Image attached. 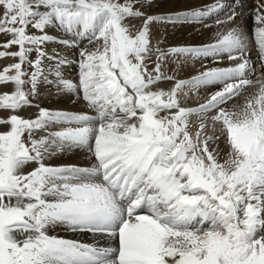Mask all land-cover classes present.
I'll use <instances>...</instances> for the list:
<instances>
[{
  "label": "snow or ice",
  "instance_id": "obj_1",
  "mask_svg": "<svg viewBox=\"0 0 264 264\" xmlns=\"http://www.w3.org/2000/svg\"><path fill=\"white\" fill-rule=\"evenodd\" d=\"M155 3L0 0V46L17 47L0 51L17 60L0 71L14 86L0 94V264H264V82L246 95L253 49L264 71V3L250 32L232 11L198 45H165L168 30L232 5L144 11ZM77 38L94 45L78 59L47 49ZM42 88L83 107H43ZM192 95L203 102L189 106ZM76 150L90 166L58 162Z\"/></svg>",
  "mask_w": 264,
  "mask_h": 264
},
{
  "label": "bare ground",
  "instance_id": "obj_2",
  "mask_svg": "<svg viewBox=\"0 0 264 264\" xmlns=\"http://www.w3.org/2000/svg\"><path fill=\"white\" fill-rule=\"evenodd\" d=\"M243 4V8H241L239 5ZM258 0H240L239 4L235 7H225L223 11L219 12V14H213L210 18H207L204 23H194L185 25L179 30L175 29H169L168 35L165 41V45H198L206 42H211L215 33L218 31L223 30L226 25H217V20H224L228 15H231L232 11H243L245 15L241 19L240 17H237V20L240 21L242 24L246 25L247 30L250 32L252 26H253V19H252V10L256 9ZM259 3H264V0H259ZM214 4H222V5H233L232 0H188V3H180V4H173L171 0H156V3L151 8H145L144 11L149 13H159V12H167L172 11L176 8H195V7H203L207 8L209 5ZM133 22L137 25L140 24V20L135 19ZM207 25V26H205ZM50 34L56 35L60 38H68L65 37L63 34L60 33L58 29H50ZM86 39H79L77 38V47L65 49L63 45L60 44H48L47 49L49 51L55 49L63 54H66L70 60L74 55H78L80 49L82 48H92L93 44H88L84 46L82 44V41ZM252 61L254 62L255 66V74L249 75V79L253 82L255 85L254 87H249L246 91V95H250L258 90L259 84L256 82H264V71L261 70V63L257 59L256 51L253 49L251 53ZM231 62H229L226 58L223 61L222 64L219 66L224 67L228 66ZM209 66H215L212 64H209ZM3 69V67H0V71ZM200 63L197 61L195 63V66L190 63L186 70L181 73L182 76H189L194 75L198 71H200ZM71 73H75V76H72ZM64 74L66 77L70 79H74L77 75V67L75 64H71V66L66 67L64 70ZM165 88H167V85H164ZM14 86L11 83L0 85V91L2 92H8L10 93L13 91ZM205 93L201 91L200 96L203 97ZM203 102L202 99L198 100L195 95H192L189 100L188 104L189 106H194L197 103ZM39 103L41 106L50 108V109H66V110H78L83 107V102H77L76 95L74 93L72 94H52L49 95L48 91L45 89H41V97L39 99ZM243 98L234 100L232 104H242ZM232 104H229V107H232ZM6 114H9L7 111H3ZM36 108L35 107H26L24 111H22L20 114L27 117L31 113H35ZM2 131L5 130L3 126ZM221 148H224V144L221 142L220 144ZM60 163H69V164H80L82 166H90V162L87 160V153L82 150H76L73 152H65L64 157L62 160L58 161ZM50 235H58L64 238L68 239H78L85 243H93V237L91 234L83 233H72L70 231H66L64 228H57L54 232L50 231ZM99 243L101 245H107L110 243L106 238L103 240H100Z\"/></svg>",
  "mask_w": 264,
  "mask_h": 264
},
{
  "label": "rangeland",
  "instance_id": "obj_3",
  "mask_svg": "<svg viewBox=\"0 0 264 264\" xmlns=\"http://www.w3.org/2000/svg\"><path fill=\"white\" fill-rule=\"evenodd\" d=\"M3 10L0 9V15H2ZM61 34H63L62 32H60ZM64 35V34H63ZM9 39V35L6 33H0V44H2L3 41ZM82 44L84 46L88 45V41L84 40L82 41ZM0 51H4V52H15L17 51V47L16 46H12L11 48L5 49L2 46H0ZM32 58H35V53L32 54ZM72 58H76L78 59V55H74ZM71 58V59H72ZM17 60L11 56H4V57H0V67H3V69L8 66L11 65L13 63H16ZM3 69L1 71H3ZM72 76H75V73H71ZM4 92L0 91V94H2ZM4 110H0V117H6L8 114H6L5 112H3ZM0 131H2V127L0 126Z\"/></svg>",
  "mask_w": 264,
  "mask_h": 264
}]
</instances>
